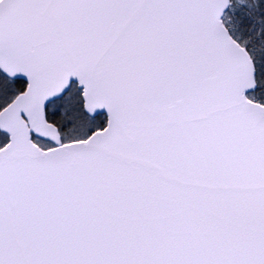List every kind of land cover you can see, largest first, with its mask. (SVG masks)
I'll return each mask as SVG.
<instances>
[{
	"label": "snow or ice",
	"instance_id": "6c2138e0",
	"mask_svg": "<svg viewBox=\"0 0 264 264\" xmlns=\"http://www.w3.org/2000/svg\"><path fill=\"white\" fill-rule=\"evenodd\" d=\"M0 264H264V0H0Z\"/></svg>",
	"mask_w": 264,
	"mask_h": 264
}]
</instances>
